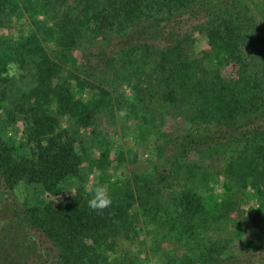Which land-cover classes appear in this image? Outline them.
Listing matches in <instances>:
<instances>
[{
    "label": "trees",
    "instance_id": "16d2710c",
    "mask_svg": "<svg viewBox=\"0 0 264 264\" xmlns=\"http://www.w3.org/2000/svg\"><path fill=\"white\" fill-rule=\"evenodd\" d=\"M17 18L27 34L0 33V264H145L148 240L171 245L157 247L161 264H264V0H0V29ZM195 33L209 46L200 55ZM99 37L105 63L90 60ZM113 37L119 58L104 56ZM13 71L32 82L20 96L33 124L29 154L8 134ZM128 75L146 76L187 131L161 135L149 170L108 182L107 208L89 207L82 188L59 198L81 157L58 115L86 127L99 113L125 112L142 139L154 126L112 84ZM196 158L222 163V192ZM245 203L258 206L247 215Z\"/></svg>",
    "mask_w": 264,
    "mask_h": 264
},
{
    "label": "rangeland",
    "instance_id": "374dc122",
    "mask_svg": "<svg viewBox=\"0 0 264 264\" xmlns=\"http://www.w3.org/2000/svg\"><path fill=\"white\" fill-rule=\"evenodd\" d=\"M40 19H44V16H40ZM47 19V18H46ZM51 20V17H48ZM53 20V19H52ZM191 24H182V29L191 31ZM31 30V26L25 22L24 18L16 19L12 21L10 25L4 26L0 29V33L5 35L11 40H17L24 34H27ZM195 52L201 54L209 49L206 36L204 34L195 33ZM111 46L105 48L104 56L120 57L119 38L113 37ZM92 41V40H91ZM103 39L97 38L95 41L89 44V50L93 52L90 60H101L105 63V57L99 55L97 49L103 48ZM50 47H53L50 44ZM75 54L81 58L82 50L78 47L75 50ZM99 63L102 64V62ZM233 71L232 66L229 64L224 65L223 74L229 75ZM14 75L10 77L14 78L11 90L7 88V101L10 108L15 110L17 121L13 127H10L8 134L14 136L15 140L23 143L26 152L29 154L34 150L35 141L29 140V130L33 127L31 114L25 111L23 105L28 107L26 103V95L20 97L24 92L30 90L32 82L29 78H20L19 71H13ZM15 76H18L15 78ZM129 80L112 81L115 86L122 85L121 89L125 92L127 98L138 100V106H141L144 110V114H147L153 122L154 126L151 131L148 132L147 138L142 139L140 133L141 124L137 123L134 116L125 115V112L115 113L113 116L99 113L96 117L93 125L82 127L72 122L65 115H58L57 127L59 130H64L68 133L73 140L76 151L79 152L81 162L79 164V174L75 178L68 180L64 186L62 193L58 195L62 198L63 195H68L76 188L85 189V186L102 185L106 188L108 182H112L115 179L125 178L132 175L133 172L141 173L144 170H149L154 163H157V143H161L163 139L162 134L165 135H180L186 132V123L183 118L176 116L168 106H164V102L154 95L153 91L148 90L145 82L146 76L140 75L135 80L128 75ZM5 84V85H7ZM137 88H140V95H137ZM20 89V91H18ZM24 103V104H23ZM1 113V112H0ZM142 114L139 112V116ZM54 115V113H53ZM38 116V115H37ZM57 116V114H55ZM140 122V120H139ZM151 127V126H150ZM107 155L109 164L106 169L100 168L103 158ZM198 162L201 171H204L207 175H211L218 180L213 182L215 184L216 192H222L223 190V178H222V163L218 160L210 159L208 161H202L200 164L199 158L193 160ZM102 178H105L107 182L102 183ZM26 187V186H25ZM24 186H19L16 189V194L19 198L25 196ZM57 197V198H58ZM55 197L52 196V199ZM257 203H245L244 211L247 215L254 212L257 207ZM253 229H249L247 232L251 233ZM246 232V233H247ZM161 240H159L160 242ZM146 247L140 249L135 247V250H141L140 257L145 264H161L162 260L157 253L158 246H165V250L171 249V245L162 243L154 246L150 240L147 241ZM139 250V251H140Z\"/></svg>",
    "mask_w": 264,
    "mask_h": 264
},
{
    "label": "clouds",
    "instance_id": "9594fccd",
    "mask_svg": "<svg viewBox=\"0 0 264 264\" xmlns=\"http://www.w3.org/2000/svg\"><path fill=\"white\" fill-rule=\"evenodd\" d=\"M85 191L90 194V199L88 200L89 207L92 209H104L107 208L111 203V196L107 193L104 186H85Z\"/></svg>",
    "mask_w": 264,
    "mask_h": 264
}]
</instances>
